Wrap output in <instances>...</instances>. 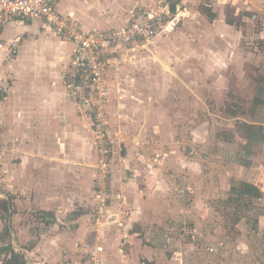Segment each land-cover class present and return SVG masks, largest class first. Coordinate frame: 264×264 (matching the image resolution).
<instances>
[{
  "label": "rangeland",
  "instance_id": "obj_1",
  "mask_svg": "<svg viewBox=\"0 0 264 264\" xmlns=\"http://www.w3.org/2000/svg\"><path fill=\"white\" fill-rule=\"evenodd\" d=\"M169 2L175 4V11L170 7L164 26L159 28V33L155 37L138 40L137 43L128 42L127 45L116 48L115 58L118 61L116 79L121 78V81L118 86L116 85L115 90L110 92L109 89L101 126L98 122L102 119H97V110L92 104L76 96H69L65 90L66 99L74 104L81 120L73 118V122L86 131L84 133L89 145L88 156L72 155L73 160L67 163L71 167L66 179L63 178L65 173H62L63 177L60 180L52 182L47 180V176L46 180L40 178L34 189L40 190L44 196L37 202L44 204L50 194L49 189L54 187L58 192L57 201L63 200L62 198L71 193L68 207L81 208V210L68 213L63 209L59 214V223L63 224L68 216L76 217V214H84L90 227L89 231L97 233V229L106 226L107 217L112 215L111 202L121 198L117 192L118 183L114 176L122 173L123 161L126 162V158H133V163L137 164L141 155L148 157L145 150L151 154L160 144L161 136L165 137L166 132L163 135L159 127L163 123L171 129L175 128L174 140L183 153H186V146L192 145L186 140V135L193 139L190 137L191 132L195 133L197 130L201 136L208 134L210 138L194 140L198 144V149L190 155L194 157L201 155L205 166L211 168L200 171L202 180L195 187V193L192 191V184L184 181L186 173L174 171L173 178L178 186L177 189L185 196L186 206L190 208L194 206L199 210L198 214L202 213L200 214L202 220L196 225L197 228L191 229L188 223L184 224L183 232L187 234L188 240L191 239L190 254L194 257L191 259L190 256L188 260L181 262L183 264H264L262 245L264 230L258 228L254 219L260 211L256 196L260 188L254 183L241 180L238 177L241 174V166H237L238 163L252 162L250 159L252 153L254 155L260 150L257 146L264 141V103L256 102L264 99V0H201L205 3L211 2L213 11L215 9L217 12V19L232 27L222 26L219 22L210 24L199 14L193 16L197 10L193 9L195 4L190 0H169ZM72 16L74 17V14ZM42 29L62 40H69L56 32L52 26L43 25ZM171 33L174 36L163 44V38ZM16 40L17 52L7 57L0 76V85L3 87V96H0V99L5 100L6 104L11 103L13 107L20 104V98L15 94L14 88L16 82H20V73L12 68L20 46L19 39ZM177 41L183 46L182 53L180 51L176 55L177 59H169L172 64L170 66L174 65V68L160 70L153 65L151 69L146 70L142 63L139 67L133 64L136 57L144 60L146 55L154 54L155 49H159L160 46L169 49L172 42L171 48H173ZM184 48L189 52L184 53ZM70 57L64 62L63 70ZM176 60L181 63L177 64ZM215 60L225 63L219 68ZM185 61L190 64H185ZM145 72H148L146 73L148 80L152 81L151 88L146 87L145 82H141L139 87L134 81L136 78L140 81L144 80ZM62 80L64 83L63 71ZM9 108V105L5 106V109ZM151 113L152 117H149L148 121L152 125V130L145 133L143 129L147 124V116ZM16 118L20 121V116ZM16 118L12 117V120L15 121ZM42 125L40 128L30 130L25 150L30 155L47 160L48 148L43 149L42 154L36 147L31 148L33 142L37 140H42L45 146L49 144L52 133L48 127L42 128ZM6 126L5 121H2L0 134L6 131ZM181 129L184 132H181ZM61 139H64L63 135ZM151 143L154 145L153 149H145L144 146H149ZM14 147L17 148L15 145ZM10 150L7 152L0 150V155H3L2 163L0 162V191L7 192V188L13 191L12 226L14 222L15 236L19 241L23 240L24 233L20 230V223L29 225V232L33 237L25 244L33 247L40 235L49 231V227H46L48 222L51 224L57 220L56 217L54 219L51 214H45L39 208L31 212L26 208V206L30 207V201L24 203L26 197L20 196V165L18 164L20 159H11ZM55 151L58 153L56 157L65 158L64 154H60L61 150L55 149ZM159 153L155 154L156 163H160L159 159H156ZM173 166L174 164H171L169 171ZM41 167L39 173L44 177L50 170L47 165ZM230 169L233 172L227 175V170ZM183 170L188 171L187 168ZM211 171L215 172L211 173ZM214 174L218 178L222 174H226L227 179L231 177L230 189L227 179L222 182L216 180L219 181L216 193L208 197L196 198L205 191V187L213 190L212 183L215 180L211 178H214ZM30 176L28 175L35 180L37 178V174L33 172ZM224 181H227V186ZM24 186L31 188L32 184L29 181L24 183ZM0 196L4 195L0 194ZM20 200L24 204H20ZM122 200L123 198L121 202ZM10 203L12 204V201ZM208 206L218 211L217 219L202 218ZM2 216L0 222L3 228L9 229L7 226L9 214L3 213ZM111 218H114L113 215ZM50 224L48 225L54 226L55 229L60 228ZM2 237L6 241L10 239L6 233ZM210 245L215 247L213 252L208 251ZM33 258L34 261L39 259L38 255H33ZM83 260L84 264L88 263L87 257Z\"/></svg>",
  "mask_w": 264,
  "mask_h": 264
},
{
  "label": "crops",
  "instance_id": "obj_2",
  "mask_svg": "<svg viewBox=\"0 0 264 264\" xmlns=\"http://www.w3.org/2000/svg\"><path fill=\"white\" fill-rule=\"evenodd\" d=\"M151 1L153 0H60L58 9L64 14H74L84 29L109 28L126 22L130 18L132 7L136 4ZM190 1L195 4L193 9L197 10L193 16L199 14L210 24L219 22L222 26L232 27L226 22L222 23V20L217 19V15L210 20L200 10L201 4L211 5V2ZM214 11L216 12L215 9ZM42 27L43 22L41 20H30L10 23L4 29V36L8 41L14 39L20 41L17 57L12 63L14 71L20 73V82H16V87L14 86L15 94L20 98V104L13 107L11 103L6 104L5 100L0 99V125L2 121H5V126L7 125L6 131L0 134V150L7 152L11 149L12 154L9 153L12 155L11 159H20V162L18 161L20 165V196L26 197L24 203L30 201V207L26 206V208L30 212L37 208L42 212H50L51 217L54 219L56 217L57 220L51 224L60 228L55 229L54 226L48 225L50 222L46 223L49 231L42 233L33 247H28L25 242L30 241L33 235L29 232V225L20 223V230L23 231L24 235L23 240L20 239L19 241L13 230L14 222L12 226L13 191L7 188V192L0 191V194L4 195L0 197L6 198L9 202V222L7 223L9 229L3 228L0 222V248L12 243L16 250L23 252L21 247L26 249L28 251L27 254L24 252L26 260L27 256L30 258L27 260V264H84L83 258L87 257V251L96 245L104 246V264H183L181 261L188 260L187 258L191 256L192 245L191 239L188 240L187 234L183 232L184 224L188 223L191 229L197 228L196 225L202 220L200 219L202 213L198 214L199 210L194 206L191 208L186 206L185 196L181 190L177 189L178 186L173 178L174 171L186 173L184 181L192 184V191L195 193V187L202 180L200 171L211 167L205 166L201 155L194 157L190 153H183L181 149L179 150L176 140H174L176 131L174 127L171 129L164 123L160 125L161 133L164 135L166 132L165 137L161 136L160 144L154 149L153 143L149 146L145 145V149H153L154 151L148 154V151L145 150V154L149 156L141 155L137 164L133 163V158H126V162L122 160L124 169L120 175H115L114 178L118 183V195L123 200L121 202V198L115 197L118 199L111 202L110 207L114 218H111L112 215H110L107 225L98 228L97 233L89 231L90 227L84 218V214H76V217L68 216L63 224L62 222L59 223V214L63 212V209L68 213L73 210H81V208L71 209L68 207V205L70 206L71 193L62 198L63 200L57 201L58 192L54 187L49 189L50 194L44 204L37 202L40 197L44 196L40 190L34 189V185L39 183L40 178L46 180L47 176V180L52 182L60 180L63 177L62 173H65L63 178L66 179L71 167L67 163L73 160L72 155L87 157L89 151L85 130L73 122V118L77 120L80 118L74 104L66 99L65 86L62 80L63 64L73 51V43L69 40H62L55 34L45 31ZM215 35L217 36L216 33ZM173 36L171 33L163 38V44H166ZM171 44L169 49H163V46H160L159 49H155L154 54L146 55L144 60H139L136 57L133 64L139 67L142 63L146 70L151 69L153 65L160 70L174 68V65L170 66L172 64L169 59L176 58L183 45L177 41L171 48ZM209 49L212 50V48ZM183 51L184 53L189 52L185 48ZM6 62L5 53L0 52V76L1 68L5 66ZM179 63L181 62L177 64ZM215 63L220 68L225 62L220 63L215 60ZM185 64L190 63L185 61ZM116 73V70L109 72L110 92L115 90L116 85L118 86L121 81V78L116 79ZM146 73L148 72L143 75L144 80L140 81L138 78L134 80L137 86L140 87L141 82H145L146 87H152V81L148 80ZM6 105H9L10 108L5 109ZM19 116L20 121L16 118ZM12 117L16 118V122L12 120ZM149 117H152V113L147 116V124L143 129L145 133L152 130V125L148 121ZM41 125L44 129L48 127L52 133L49 144L45 146L42 140H37L33 142L31 148L36 147L41 154L43 149L48 148L47 160L40 156L30 155L25 150L30 130L40 128ZM181 132L184 130L181 129ZM200 134L197 130L195 133L192 131L190 137L193 139L186 135V140L196 146V150L198 144L194 140L210 138L208 134L202 136ZM62 135L64 139H61ZM257 147L260 150L254 155L252 153L250 157L252 162L238 163L237 166H241V174L238 176L241 180L254 183L260 188L261 196L258 197V204L260 205L258 210L260 211L254 219L258 228L264 230V141ZM55 149L61 150L60 154H64L65 158L56 157L58 153ZM68 149L74 153H70ZM154 152H160L158 154L160 158L159 156L156 158L159 159L160 163H156L154 160L156 154ZM67 155L69 156L67 157ZM2 157L3 155H0V162ZM171 164L174 166L169 171ZM45 165L49 167L50 171L41 177L39 170L41 172V166ZM185 168L188 169L187 172L183 170ZM83 169L85 170V167ZM32 172L37 174L36 180L29 178ZM214 172L211 171V173ZM232 172V169L227 170V175H231ZM226 179V174L220 175L219 178L214 174V178H211V180H215V182H211L213 190L205 187V191L198 195L195 194V196L197 195L196 198L208 197L210 194L216 193V187L219 184V181L216 182V180L222 182ZM29 181L32 187L24 188V183ZM227 181L228 189H230L231 177ZM227 181H224L225 185ZM33 199H35L34 203L32 202ZM24 203L20 202V204ZM3 213L6 212L1 210L0 220L3 218ZM217 213L215 208L208 206L202 218L209 217L211 219L213 217L217 219ZM4 233L10 236L8 241L2 237ZM262 245L264 246V243ZM208 251L213 252L209 249ZM6 255L7 252H0V264ZM33 255H38L39 259L34 261ZM191 257L193 259V254Z\"/></svg>",
  "mask_w": 264,
  "mask_h": 264
},
{
  "label": "built area",
  "instance_id": "obj_3",
  "mask_svg": "<svg viewBox=\"0 0 264 264\" xmlns=\"http://www.w3.org/2000/svg\"><path fill=\"white\" fill-rule=\"evenodd\" d=\"M60 0H0V52L6 57L17 52L16 39L8 41L4 29L10 23L41 20L44 26L64 35L74 43L73 53L63 70L66 93L87 100L97 110L96 117L104 121V108L109 98V72L117 69L115 50L128 42L149 40L159 33L170 12L169 0L138 3L131 9L130 18L108 29H84L72 14L59 11ZM0 96L3 87L0 85ZM98 119V120H99ZM193 145L186 146L187 153L196 152ZM110 217H107V220ZM107 222V221H106ZM185 229V228H184ZM214 251L215 247L208 248ZM87 264H104V246L96 245L86 253Z\"/></svg>",
  "mask_w": 264,
  "mask_h": 264
},
{
  "label": "trees",
  "instance_id": "obj_4",
  "mask_svg": "<svg viewBox=\"0 0 264 264\" xmlns=\"http://www.w3.org/2000/svg\"><path fill=\"white\" fill-rule=\"evenodd\" d=\"M172 10L175 11V4H171ZM200 10L210 19H214L216 17V12L213 11L212 6L210 4H201L200 5ZM259 103H264V99H259V101H256ZM257 197L261 196V191L257 192ZM8 209H9V202L6 198H1L0 197V211L3 210L6 213H8ZM45 214H50V212L44 211ZM9 233V232H8ZM10 234V233H9ZM0 252H7V255L5 256V258L2 261V264H27V260H26V256L25 253L20 251V250H16L14 248V246L12 245V243H8L5 246H2L0 248ZM9 254V256H8Z\"/></svg>",
  "mask_w": 264,
  "mask_h": 264
},
{
  "label": "water",
  "instance_id": "obj_5",
  "mask_svg": "<svg viewBox=\"0 0 264 264\" xmlns=\"http://www.w3.org/2000/svg\"><path fill=\"white\" fill-rule=\"evenodd\" d=\"M19 246V245H18ZM19 248H20V246H19ZM21 249L23 250V252H25L26 254L28 253V251L26 250V249H24V248H22L21 247ZM27 260H30V258L27 256Z\"/></svg>",
  "mask_w": 264,
  "mask_h": 264
}]
</instances>
